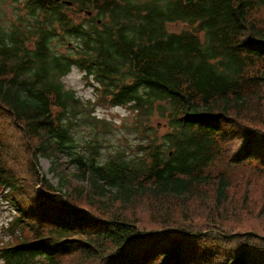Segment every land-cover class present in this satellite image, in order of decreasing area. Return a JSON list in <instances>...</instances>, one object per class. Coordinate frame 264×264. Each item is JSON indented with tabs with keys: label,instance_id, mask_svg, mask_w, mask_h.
<instances>
[{
	"label": "trees",
	"instance_id": "trees-1",
	"mask_svg": "<svg viewBox=\"0 0 264 264\" xmlns=\"http://www.w3.org/2000/svg\"><path fill=\"white\" fill-rule=\"evenodd\" d=\"M69 1L27 0L0 21V192L12 211L1 261L264 264V228L230 226L231 184L203 172L222 154L264 173V0ZM71 8L90 16L75 21ZM59 33L75 39L67 54ZM72 65L134 110L139 152L127 139L100 157L97 134L74 135L81 100L61 82ZM23 152L32 159L18 172ZM60 155L72 171L54 163L57 186L38 158Z\"/></svg>",
	"mask_w": 264,
	"mask_h": 264
},
{
	"label": "rangeland",
	"instance_id": "rangeland-1",
	"mask_svg": "<svg viewBox=\"0 0 264 264\" xmlns=\"http://www.w3.org/2000/svg\"><path fill=\"white\" fill-rule=\"evenodd\" d=\"M27 0H0V21L6 23L16 19V12L27 11ZM67 13L75 21L87 20L86 16H90L84 11L78 12L74 8L69 9ZM260 16L264 17V8L261 9ZM184 24L179 22H171L166 25L168 30L178 31ZM74 38L68 36L62 37L59 33L56 40L53 41L54 47L61 53L67 54ZM75 69V71H73ZM61 82L67 88L72 89L81 100V107L74 113V135L84 142L89 139L92 133L97 134L101 138L99 146L100 157H105L109 151H112L118 144H123L127 139H133L136 144L131 147L128 152L136 154L139 152L138 143L141 139L133 137V116L134 110L130 106H113L104 96H100L95 89V80L92 76L84 75L77 65H72L62 76ZM90 116V117H88ZM88 117V118H87ZM164 131V127H161ZM79 149H82L80 147ZM31 156L28 152H23L22 157L19 156L18 172H26L30 165ZM54 163L59 165L63 171L69 175L72 171L71 165L68 164L65 155H60L57 161L52 158L39 157L38 170L43 176L48 178L54 185L58 186V177L53 174ZM204 173H221L226 180L230 182L227 189L228 195L232 198V204L239 205L237 207L239 216L234 217L236 222H230L232 227L239 226L243 231H247L250 227L258 232H262L264 228V206L260 203L264 198V173L253 163L235 165L228 164L226 158L222 154L213 157L203 169ZM193 200L189 202L192 203ZM184 205L183 208L187 207ZM85 210L89 206L84 205ZM146 210L138 208L135 212L139 218H143L142 213ZM179 214V213H177ZM12 216V211L6 203L0 192V241L9 238L7 229L8 222ZM188 222V221H186ZM145 226L150 225V221H145ZM6 242V241H5ZM80 256H70L65 259V264H89L79 260ZM0 264H4L0 259Z\"/></svg>",
	"mask_w": 264,
	"mask_h": 264
},
{
	"label": "water",
	"instance_id": "water-1",
	"mask_svg": "<svg viewBox=\"0 0 264 264\" xmlns=\"http://www.w3.org/2000/svg\"><path fill=\"white\" fill-rule=\"evenodd\" d=\"M64 2L67 3V4H70V1H68V0H65ZM86 12L90 13V11H86Z\"/></svg>",
	"mask_w": 264,
	"mask_h": 264
},
{
	"label": "clouds",
	"instance_id": "clouds-1",
	"mask_svg": "<svg viewBox=\"0 0 264 264\" xmlns=\"http://www.w3.org/2000/svg\"><path fill=\"white\" fill-rule=\"evenodd\" d=\"M73 71H75V69H73Z\"/></svg>",
	"mask_w": 264,
	"mask_h": 264
}]
</instances>
